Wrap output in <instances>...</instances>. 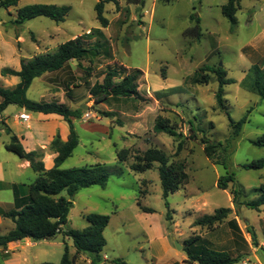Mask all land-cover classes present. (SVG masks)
Segmentation results:
<instances>
[{
  "label": "rangeland",
  "instance_id": "1",
  "mask_svg": "<svg viewBox=\"0 0 264 264\" xmlns=\"http://www.w3.org/2000/svg\"><path fill=\"white\" fill-rule=\"evenodd\" d=\"M118 1L119 8L114 2L106 4L107 28H102L97 19L95 6L98 0H21L17 6L0 8V86L12 89L14 79L19 82L17 77L3 76L1 68L20 70L22 60L53 53L65 42L83 36L86 47L98 48V56L81 62L73 60L65 70L35 79L27 95L37 102L66 103L73 110L82 105L94 107L74 121L80 143L62 169L103 164L111 171L121 168L123 174H112L105 188L93 186L80 190L75 196L66 229L88 227L86 217L89 214L110 216L104 231L107 244L102 253V264H115L116 260L127 264H166L172 258L184 264V260L176 256L182 251L175 241L184 248L185 240L205 232L208 237L221 238L214 242L217 247L232 250L235 246L230 241L231 234L236 240L238 235L231 232L228 225L208 229L194 223L200 217L233 205L231 192L235 184L231 183L227 190L217 186L219 178L227 172L235 174L236 187L244 190L241 201L257 198L256 190L264 183V169L243 168L246 163L264 159V148L250 142L264 135V100L244 86L248 76L255 74V66L264 70V0H240L234 32L222 13L228 0H175L170 3L145 0L144 6L141 0ZM35 4L69 6L71 11L64 22L38 17L21 26L16 25L18 9ZM195 13L201 20L199 41L187 34L194 26L191 15ZM19 36L23 40L18 39ZM206 66L223 67L227 77L236 81L224 88L226 110L220 109L216 101L219 87L216 77L209 71L198 72ZM113 68L122 72L125 69L127 72L143 71L139 81L143 100L117 98L96 103L92 99L90 88L96 82H102L108 69ZM205 74L210 75V81L201 84L199 81ZM68 86L69 97L66 94ZM249 109L252 112L241 133L230 140L232 128L228 114L239 121ZM21 111L10 105L5 113L7 121L13 124L16 113ZM25 111L31 115V120L22 122L20 127L31 134L46 137L51 131L65 132L62 123H45L41 118L43 114ZM1 115L3 117V113ZM160 119L169 120L183 136L156 133L154 126ZM190 123L194 125L193 135H198L197 138L189 136ZM28 124L32 125L31 129L27 128ZM6 127L0 121V147L6 139L1 131ZM203 137L213 143H222L223 148L227 141L230 142L227 169L216 164L222 160L223 148L216 150L214 161L209 160L204 152ZM181 139L185 142L184 147L176 155ZM149 148L163 150L172 164L185 163L189 176L188 183L169 196L170 207L175 211L171 223L166 219L168 210L158 164L144 173H136L130 168L135 157L142 156ZM123 149L130 152L126 162H120L118 157ZM140 204L154 209L155 213H145ZM240 211L239 226L251 238L246 231L245 219L249 220L250 226V221L264 214L244 206ZM230 218H233V211L227 221ZM169 232L171 250L165 245ZM64 241L71 256H76L74 264H91L87 255L76 254L73 240L63 235L35 242L37 246L31 251L37 253L41 262L60 264ZM19 243L24 248L25 240ZM236 246L239 251L233 253L245 251L240 243ZM254 248L258 260L245 261V258L239 264H264V245L258 242Z\"/></svg>",
  "mask_w": 264,
  "mask_h": 264
},
{
  "label": "trees",
  "instance_id": "2",
  "mask_svg": "<svg viewBox=\"0 0 264 264\" xmlns=\"http://www.w3.org/2000/svg\"><path fill=\"white\" fill-rule=\"evenodd\" d=\"M21 0H2L0 8L9 9L17 6ZM162 3H170L175 0H158ZM114 2L119 8L118 0H98L95 6L97 12V19L102 28L109 26V20L105 17L106 4ZM141 5L144 6L145 0H141ZM240 0H228L222 7L223 15L231 23V31L234 32L237 24V12L240 9ZM71 11L69 6H56L48 4H35L18 9L17 17L14 23L16 25H23L27 21L38 17H46L55 22H64ZM191 21L194 26L187 30V34L199 41L202 35L201 20L195 13L191 15ZM100 33V29H97ZM84 37L80 36L71 39L53 53H46L37 55L31 59H24L21 61V69L19 71L4 68L1 71L3 76H16L20 81L15 88L8 89L0 86V116L10 106L16 105L33 113H40L44 115L55 114L64 118L68 122L70 134L66 142L61 140L57 135L51 144V149L57 154L54 159L53 168L46 170L42 160L43 155L36 151H27L21 143L18 136L12 132L9 127H6L5 132L10 135V142L5 145L6 150L16 154L18 157L30 162L31 168L38 174L35 182L30 186V196L28 201L20 206L18 210H12L3 214L5 218L11 219L15 227L5 235L0 236V248H6L9 243L22 241L24 239H31L35 242L43 240H52L58 235L73 240V245L76 249V254H84L89 257L91 264H102L104 261L102 253L107 244L104 236V231L109 225L110 216L101 214H89L87 220L89 226L83 230L66 229L68 224L69 214L74 207V201L70 198L75 197L77 193L86 188L99 186L105 188L111 175H122L121 168L111 171L106 165L96 164L90 167L62 169V165L72 157L75 149L78 147L80 141L76 131L74 120L81 119L86 113L81 108L75 110L69 108L66 104L37 102L28 98V91L31 88L35 79L42 77L48 73H54L65 70L71 61L81 62L84 60H91L92 57L98 56L100 51L98 48H88L84 44ZM121 69H108L102 82H96L90 88V95L96 103H107L111 99L117 98H136L143 100L139 91V81L143 76V71L134 70L127 72L126 69L122 72ZM255 74L249 75L245 81L247 89L253 90L254 93L264 100V74L257 66L253 68ZM209 71L216 77L218 82V89L215 94L218 107L226 110L225 87L234 84L236 81L227 77V71L220 66L201 68L198 72ZM123 74V75H122ZM165 76V72H162ZM210 81V75L205 74L200 79L201 84H207ZM70 86L67 88V94ZM69 97V95H67ZM252 110H248L247 114L235 121L228 114L230 125L232 128L230 140H234L241 133L243 125L248 121ZM156 133H166L170 136L183 135L177 133L169 120L160 119L154 126ZM193 123H190V135L197 138ZM253 145L264 148V135L258 139L250 141ZM184 140L181 139L177 146L176 155H179L184 147ZM202 143L205 145L204 152L209 160L214 161V153L217 149L223 148L222 143H213L212 141L202 138ZM230 142L222 149V160L216 164L224 165L227 169L228 151ZM119 161L126 162L130 157L128 149H123L118 153ZM158 164V172L160 176L161 186L163 189V198L167 207L166 219L173 222L174 210L171 209L168 201L169 196L187 184L189 176L185 171V163L179 162L172 164L168 155L161 149L149 148L142 156L137 155L130 168L136 173H144L151 170L155 164ZM243 168L248 170H262L264 169V159H259L251 163H246ZM233 183L232 203L235 208V213L238 218L241 216L240 208L242 206L260 211L264 207V183L256 190L258 197L251 201H241L244 197V190L238 186L236 187V177L234 173L227 172L221 176L217 182L218 188L227 190L229 185ZM65 193V195H64ZM141 209L145 213H155V210L148 207ZM230 208H222L216 210L212 215H205L198 218L194 225L200 227H207L214 229L227 222L230 214ZM231 231L238 235V240L245 242L243 233L236 221V219L227 222ZM172 232V230H170ZM247 232L251 236L252 244L258 246L257 235L252 226L247 227ZM183 251L188 257V262L192 264H238L244 256L248 254L234 255L229 251H220L211 248L202 236H192L184 241ZM76 256H71L68 244L65 243V250L60 264H74ZM115 264H127L124 261L116 260Z\"/></svg>",
  "mask_w": 264,
  "mask_h": 264
},
{
  "label": "crops",
  "instance_id": "3",
  "mask_svg": "<svg viewBox=\"0 0 264 264\" xmlns=\"http://www.w3.org/2000/svg\"><path fill=\"white\" fill-rule=\"evenodd\" d=\"M15 37H16V33H15ZM18 39L23 40V37L19 36ZM20 65H21V62H20ZM4 68H10V67H3L1 68V71ZM16 71H19V70H16ZM12 77H16V76H12ZM17 83H18L17 80L14 79L12 87L15 88ZM1 101L2 99L0 98V102ZM60 104H66V103H60ZM18 108L21 109L22 111L20 113H16L13 124H10V122L7 121L6 116H5V113L8 108L3 112V117L2 115L0 116V121H3L7 125V127H9L12 130V132L18 136V138L20 139L21 143L23 144L24 148L27 151H36L43 155L42 160L44 162L46 170L53 168L54 159L57 156V154L51 149V144L57 135H59L61 137V140L64 142L68 140V137L70 134L68 122H66L64 118L59 115H55V114L44 115L43 114L41 115V118L45 120L44 121L45 123L49 122L51 124V122L54 123V121L60 122L65 128V132L58 134L56 131H51L48 133L46 137L38 133L37 135H33L27 130L20 127L22 122L24 121H22L19 118V115L22 113H25L26 111L24 108H21V107H18ZM27 128L31 129L32 125L28 124ZM1 133H4L6 135V139H3L1 143V147H0V184H1V188H0V236H2L1 233L5 232L6 234L15 227L14 222L11 219L5 218L3 214L9 211H12V210L20 209V206L25 204L28 201L29 196H30V186L35 182L36 178L38 177V174L32 170L30 162L6 150L5 145L10 142V135H8L4 130H2ZM230 209L233 210V218H230L228 221L236 219L238 223L239 218L236 216L234 205H232ZM257 212H259V214H264V207H262L260 211H257ZM245 220L247 221L246 222L247 224L246 231H247V227L249 226V220L248 219H245ZM227 222L220 226L228 225ZM250 222L252 224L250 226H253L256 232L257 243L259 242L260 245H264V215L263 216L259 215L258 219H255V221L252 220ZM174 231L177 233L176 230ZM241 231L243 233L242 229ZM172 233H173V229H172ZM232 235L233 234H231L230 241L231 243L233 242V245L235 246V248L232 250H226V249L217 247L214 242L216 240L221 241V238L218 236H214L211 238V237H208V233L205 232L202 235V238L206 242H208V245L211 248L220 250V251H229L231 253H233L234 251L235 252L239 251L236 245L240 243L245 248V251L243 252L241 251V253L242 254L244 253L245 255L248 254V256H244L243 258V259L246 258L245 261H251V258L258 260V256L256 254L257 249L254 248L257 246H254L252 244V240L251 238H248L247 234L243 233V238L245 242L241 240H236V238L232 237ZM24 240H25L24 248L20 247V243H19L20 241L9 243L6 248H0V254H1L0 256L2 260L0 261L1 262L0 264H53L47 261L41 262L39 260L37 253L31 251L35 249L37 246L35 241L33 242V240L29 238L24 239ZM170 240H171V236L169 232V234H167V236L165 237V245L168 250H171L173 248ZM64 242L66 243V241ZM181 251H182L181 254L176 255V256L184 260L183 261L184 264L190 263L188 262L187 255H184L185 252L183 251V249ZM30 253H33L34 256L31 255ZM29 254L31 256H29ZM233 254L237 255V253H233ZM166 264H180V262L178 261V259L172 258L170 261L166 262Z\"/></svg>",
  "mask_w": 264,
  "mask_h": 264
},
{
  "label": "water",
  "instance_id": "4",
  "mask_svg": "<svg viewBox=\"0 0 264 264\" xmlns=\"http://www.w3.org/2000/svg\"><path fill=\"white\" fill-rule=\"evenodd\" d=\"M81 109H83L84 111H88V110H94V107H89L88 105H82ZM74 200H75V197H71L70 198L71 202H73ZM175 244H176V246L178 247L179 250L183 249V246L179 242L175 241Z\"/></svg>",
  "mask_w": 264,
  "mask_h": 264
},
{
  "label": "built area",
  "instance_id": "5",
  "mask_svg": "<svg viewBox=\"0 0 264 264\" xmlns=\"http://www.w3.org/2000/svg\"><path fill=\"white\" fill-rule=\"evenodd\" d=\"M88 115V114H87ZM19 118L22 120V121H24V122H28V121H30L31 120V116H30V114L29 113H22V114H20L19 115ZM106 258H107V256H106Z\"/></svg>",
  "mask_w": 264,
  "mask_h": 264
}]
</instances>
